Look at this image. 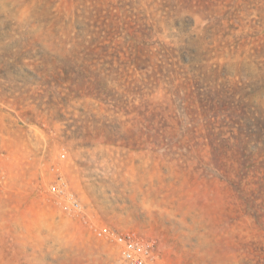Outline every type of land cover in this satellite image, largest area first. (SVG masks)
Returning <instances> with one entry per match:
<instances>
[{
	"label": "rangeland",
	"instance_id": "1",
	"mask_svg": "<svg viewBox=\"0 0 264 264\" xmlns=\"http://www.w3.org/2000/svg\"><path fill=\"white\" fill-rule=\"evenodd\" d=\"M102 224L264 264V0H0V264H126Z\"/></svg>",
	"mask_w": 264,
	"mask_h": 264
},
{
	"label": "built area",
	"instance_id": "2",
	"mask_svg": "<svg viewBox=\"0 0 264 264\" xmlns=\"http://www.w3.org/2000/svg\"><path fill=\"white\" fill-rule=\"evenodd\" d=\"M50 192L65 199L66 207L70 212L79 213L82 211L80 202L64 181L59 180L52 184ZM96 233L117 246L121 258L126 264H152L155 260L156 241L153 238L142 237L133 230L120 231L108 224L96 226Z\"/></svg>",
	"mask_w": 264,
	"mask_h": 264
}]
</instances>
